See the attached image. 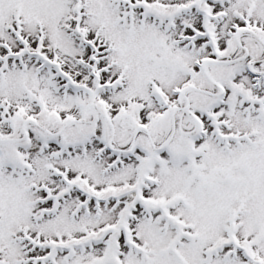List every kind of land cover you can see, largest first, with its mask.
<instances>
[{"label": "snow or ice", "instance_id": "6c2138e0", "mask_svg": "<svg viewBox=\"0 0 264 264\" xmlns=\"http://www.w3.org/2000/svg\"><path fill=\"white\" fill-rule=\"evenodd\" d=\"M0 264H264V0H0Z\"/></svg>", "mask_w": 264, "mask_h": 264}]
</instances>
